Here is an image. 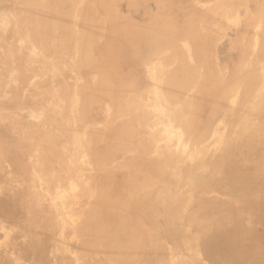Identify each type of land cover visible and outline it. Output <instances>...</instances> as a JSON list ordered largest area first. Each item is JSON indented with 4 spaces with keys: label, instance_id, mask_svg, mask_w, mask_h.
Returning <instances> with one entry per match:
<instances>
[{
    "label": "rangeland",
    "instance_id": "obj_1",
    "mask_svg": "<svg viewBox=\"0 0 264 264\" xmlns=\"http://www.w3.org/2000/svg\"><path fill=\"white\" fill-rule=\"evenodd\" d=\"M40 1L62 12L68 22L65 37L61 35L64 44L53 54L42 52L39 43L28 36L29 24L21 20L20 0H0V132L11 142L20 133L22 146L30 148L18 150V156L14 153L10 159L0 152V264H34L32 255L42 259L41 264H116L92 249L83 250L82 228L100 223L103 216L121 220L127 207L137 203L127 197L135 191L148 197L144 201L147 211L140 213L149 217L144 229L134 235L142 246L136 254L128 253L127 261L264 264V0H68L73 7L69 10L65 9L67 0ZM32 8L30 16L38 19ZM85 21L91 36L89 46L77 42L75 36ZM158 42L155 55L142 63L134 61L135 52L148 55L151 51L147 50ZM57 43L56 37L50 44ZM140 43L141 52L121 50ZM86 51L88 61L82 58ZM124 54L128 59L122 60ZM245 72L250 83L244 81ZM103 78L109 79L106 93ZM234 78L236 82H230ZM167 80L183 84L180 104L168 101ZM228 83L236 86L227 91L223 106L217 102L203 105L197 123L205 126L213 109L222 114L203 139L191 137L186 127L195 108L205 101L206 89L220 98V90ZM151 170L155 178L144 188ZM103 198L118 203L120 212L97 208ZM28 202L38 206L34 215L39 221L44 219L42 225H29L25 219Z\"/></svg>",
    "mask_w": 264,
    "mask_h": 264
},
{
    "label": "bare ground",
    "instance_id": "obj_2",
    "mask_svg": "<svg viewBox=\"0 0 264 264\" xmlns=\"http://www.w3.org/2000/svg\"><path fill=\"white\" fill-rule=\"evenodd\" d=\"M10 1H15V0H10ZM68 1V0H67ZM67 1L65 2V3H67ZM20 2H21V7L22 8H20V16H21V20L22 21H24V22H26V23H28L29 25H28V36L29 37H32L33 39H35V42L37 41L38 43H39V46L41 47V49H42V52H47V53H56L58 50H59V47L61 46V43H63L62 42V39H61V35L62 34H64L63 32H64V29H66V26H68V22H66L65 20H63V16H62V12H60V11H56V10H54L50 5H49V3H46V2H41L40 0H20ZM63 2V1H62ZM64 3V4H65ZM106 3V2H105ZM68 6L66 5L65 6V9H67V10H69V9H71V7H72V4L70 3V1H68ZM167 4V3H166ZM61 6V5H60ZM32 7H34L36 10V14L38 15V19H35L34 17H32V16H30V14H31V11H32ZM64 7V6H63ZM62 7V8H63ZM73 8V7H72ZM164 8V7H163ZM166 8V7H165ZM167 8H168V6H167ZM64 9V8H63ZM19 10V9H18ZM164 10V9H163ZM64 11V10H63ZM66 12H68L69 13V11H66ZM72 12V11H71ZM18 14H19V12H18ZM16 16V15H15ZM161 16H163L162 14H161ZM165 17V16H164ZM68 19V18H67ZM66 19V20H67ZM157 19V18H156ZM167 19H169V18H167ZM63 20V21H62ZM85 20H86V18H85ZM82 21V20H81ZM88 21H90L89 19H88ZM104 21V20H103ZM111 21V19L109 20V22ZM153 21V20H152ZM158 21V20H157ZM165 21V20H164ZM169 21H170V19H169ZM70 22H71V20H70ZM92 22V21H91ZM112 22H113V20H112ZM159 22V21H158ZM20 23V22H19ZM114 23H115V21H114ZM156 23V22H155ZM163 23V22H162ZM161 23V25H163ZM172 23V22H171ZM110 24V23H109ZM130 24V23H129ZM196 24V23H195ZM107 25H108V23H107ZM157 25V24H156ZM94 26V25H93ZM114 26V25H113ZM117 26H119V25H117ZM132 26V25H131ZM147 27H148V25H146ZM167 26V25H166ZM169 26H170V24H169ZM125 27V26H124ZM137 27V26H136ZM135 27V28H136ZM145 27V26H144ZM154 27V26H153ZM158 27V26H157ZM160 27V26H159ZM69 28V27H68ZM122 27H120V29H121ZM130 28V27H129ZM128 28V29H129ZM141 28V27H140ZM149 28V27H148ZM163 28V27H162ZM173 28V27H172ZM138 29H139V27H138ZM144 29V28H143ZM142 29V30H143ZM146 29V28H145ZM151 29V28H150ZM153 29V28H152ZM151 29V30H152ZM154 29H156V27L154 28ZM153 29V30H154ZM158 29V28H157ZM166 29V28H165ZM170 28H168V30H169ZM185 29V28H184ZM73 30V29H72ZM92 30V29H91ZM123 30V29H122ZM146 30H148V29H146ZM198 30V29H197ZM132 32H133V30H131ZM161 31V30H160ZM193 31V30H192ZM195 31V30H194ZM199 31V30H198ZM197 31V32H198ZM68 32V31H67ZM92 32V31H91ZM110 32H112V31H110ZM138 32V31H137ZM142 32V31H141ZM144 32V31H143ZM157 32H159V31H157ZM170 32V31H169ZM168 32V33H169ZM89 25H88V23H87V21H85V22H83V27L81 28V31H78V35H75L76 36V38H77V42H80V44H82V45H87V46H89V43H90V40H91V36L89 35ZM96 33V32H95ZM115 33V32H114ZM148 33V32H147ZM151 33V32H150ZM161 33H162V31H161ZM180 33V32H179ZM66 34V33H65ZM65 34H64V36H62V38L63 37H65ZM74 34V33H73ZM173 34V33H172ZM198 34V33H197ZM92 35H94V34H92ZM116 35V34H115ZM122 35V34H121ZM126 35V34H125ZM141 35V34H140ZM166 35H168V34H166ZM177 35V34H176ZM192 35H193V33H192ZM199 35H201V34H199ZM68 36V35H67ZM90 36V37H89ZM95 36V35H94ZM98 36V35H97ZM119 36H120V34H119ZM132 36V35H131ZM147 36H148V34H147ZM173 36H175L174 34H173ZM194 36V35H193ZM192 36V37H193ZM58 38L59 39V43H57V44H50L51 42H53L54 41V39L55 38ZM108 37V36H107ZM161 37H162V35H161ZM166 37V36H165ZM165 37H164V40H165ZM123 38H124V36H123ZM127 38H128V36H127ZM159 38V37H158ZM163 38V37H162ZM173 38V37H172ZM172 38H170L171 40H172ZM73 39V38H72ZM72 39H71V41H72ZM166 39H167V37H166ZM175 39V38H174ZM198 39H199V37H198ZM201 39V38H200ZM32 40V39H31ZM113 40V39H112ZM118 40V39H117ZM124 40V39H123ZM127 40V39H126ZM143 40V39H142ZM163 40V41H164ZM177 40V39H176ZM56 41V40H55ZM109 41V40H108ZM116 41V40H115ZM133 41V40H132ZM145 41V40H144ZM159 41V40H158ZM163 41H160V42H163ZM174 41V40H173ZM204 41V40H203ZM65 42V41H64ZM92 42V41H91ZM107 42V41H106ZM66 43V42H65ZM107 43H109V42H107ZM112 43H114V42H112ZM120 43V42H119ZM122 43L123 42H121L120 44L122 45ZM132 43V42H131ZM142 43V42H141ZM141 43L139 44V45H131V46H125V47H123L122 46V51H125L127 48L129 49V51H127L128 53H134V51H138V49L140 50V52H141ZM150 43V42H149ZM148 43V45H150ZM168 43V42H167ZM64 44V43H63ZM71 44V43H70ZM73 44V43H72ZM79 44V45H80ZM137 44V43H136ZM145 44V43H144ZM158 44H159V42H158ZM164 44H166L165 42H164ZM163 44V46H165ZM206 44V43H205ZM118 45V44H117ZM128 45V44H127ZM73 46V45H72ZM108 46H110V45H108ZM38 47V46H37ZM79 47V49H80V46H78ZM77 47V48H78ZM113 47V46H112ZM140 47V48H139ZM149 47V46H148ZM158 47H160V44L159 45H155L154 47H152V48H147L148 50L147 51H151L150 53H148V55H142V54H140V53H137V52H135V56H134V58H135V60L134 61H137L138 63L139 62H143V61H146L147 60V58L149 59V58H151V56L152 55H155V51L154 50H158ZM84 48V47H83ZM203 47L201 46V49H202ZM73 49V48H72ZM76 49V48H75ZM125 49V50H124ZM164 49H165V47H164ZM201 49H200V51H201ZM69 50H70V47H69ZM68 50V51H69ZM163 50V49H162ZM205 50V49H204ZM111 51H114V49L113 50H111ZM110 51V52H111ZM70 52H72V51H70ZM120 52V51H119ZM146 52V51H145ZM155 52V53H154ZM202 52V51H201ZM200 52V53H201ZM204 52V51H203ZM198 53V52H197ZM43 54V53H42ZM70 54V53H69ZM104 54V53H103ZM146 54H147V52H146ZM199 54V53H198ZM44 55V54H43ZM72 54H70V56H71ZM110 55V54H109ZM157 55V54H156ZM68 56V55H67ZM93 56V55H92ZM105 56V55H104ZM117 56V55H116ZM150 56V57H149ZM17 57V56H16ZM88 55H87V51H86V53L83 55V59L85 60V61H88ZM95 57V56H94ZM119 57V56H118ZM132 57V56H131ZM51 58H53V57H51ZM96 58V57H95ZM124 58H127L128 59V55H122V60L124 59ZM133 58V57H132ZM132 58H130L129 57V60H132L133 61V59ZM66 59H68V57L66 58ZM71 59V58H70ZM82 59V60H83ZM104 59V58H103ZM102 59V60H103ZM99 60V59H98ZM107 60V59H106ZM106 60H104V61H106ZM116 60V59H115ZM52 61V60H51ZM108 62V61H107ZM83 63H85V62H83ZM119 63V62H118ZM98 64V63H97ZM47 65V64H46ZM89 66V65H88ZM98 66H99V64H98ZM76 68V67H75ZM86 68V67H85ZM85 68H83V69H85ZM91 68H93V69H95L96 67L95 66H91ZM90 68V69H91ZM105 68V67H104ZM119 68V67H118ZM185 68V67H184ZM77 69H81L80 67L78 68L77 67ZM88 69H89V67H88ZM116 69V68H115ZM115 69H113V70H115ZM73 70V69H72ZM86 70V69H85ZM77 71V70H76ZM88 71V70H87ZM96 71V70H95ZM213 71V70H212ZM80 72V71H79ZM88 72H90V71H88ZM92 72H94V71H92ZM108 72H110V71H108ZM80 73H82V70H81V72ZM105 73V75L107 74V72H104ZM210 73V72H209ZM249 73V72H248ZM91 74V73H90ZM187 74V73H186ZM211 74V73H210ZM216 74V73H215ZM82 75V74H81ZM98 75V74H97ZM113 75V74H112ZM184 75V74H183ZM107 76V75H106ZM174 76V75H173ZM185 76V75H184ZM194 76V75H193ZM218 76V75H217ZM216 76V77H217ZM84 77H85V75H84ZM114 77V76H113ZM170 77V76H169ZM209 77V76H208ZM95 78V77H94ZM233 78V77H232ZM239 78H241V77H239ZM244 79V81L247 83L248 81H250V75L249 74H247V72H245V74H244V77H243ZM86 79V78H85ZM183 79V78H182ZM187 79V78H186ZM207 79H209V78H207ZM217 79V78H216ZM93 80H95V79H93ZM109 79H107V78H103V86H102V88L104 89V91H105V93L107 92L106 91V89L108 88V81ZM111 80V79H110ZM116 80V79H115ZM205 80V79H204ZM214 80H215V78H214ZM236 80L237 79H233V80H229L230 82H236ZM239 80V79H238ZM242 80V79H241ZM97 81V80H96ZM99 81V80H98ZM97 81V82H98ZM183 81V80H182ZM209 81V80H208ZM213 81V80H212ZM217 81H218V79H217ZM216 81V82H217ZM111 82H113L112 80H111ZM133 82V81H132ZM167 82H168V80H167ZM166 82V83H167ZM93 83V82H92ZM96 83V82H95ZM95 83H94V85H95ZM125 83V82H124ZM133 83H135V81L133 82ZM137 83V82H136ZM165 83V84H166ZM209 83V82H208ZM207 83V84H208ZM223 83V82H222ZM238 83V82H237ZM241 83V82H240ZM248 83H250V82H248ZM256 83V82H255ZM97 84V83H96ZM112 84V83H111ZM128 84V83H127ZM218 84V83H217ZM239 84V83H238ZM243 84H245V83H243ZM252 84H254L253 82H252ZM94 85H93V87H94ZM102 85V84H101ZM129 85V84H128ZM164 85V84H163ZM236 86V84H230V83H228L227 84V86L226 87H224V88H222V90H220V91H222L223 93L221 94V97L220 98H217V97H215L214 95H212V93H211V90L212 89H209V88H207L206 90V92H207V96H205L206 97V99H205V101L203 102V101H201V103H200V105L197 107V108H195V110H194V112L192 113V119L190 118V122H189V125L186 127V128H189V131H190V135H191V137H194V138H196V137H198V138H201V137H203L204 136V134H205V132L208 130V128L210 127V125H211V123L215 120V118H217L218 117V115L221 113V111L220 110H218V109H213L212 111H211V114H209L210 115V117L208 118V120L205 122L206 123V125L204 126V125H200L199 123H197L198 122V119H199V117H200V115H201V110H202V108H204V106L203 105H212V104H214V103H218L219 105H222L223 106V104H224V102H225V96H226V94H227V91L229 90V89H232V87L233 86ZM240 85V84H239ZM96 86V85H95ZM123 86V85H122ZM167 87H166V90H167V94H166V96H169V97H167V99H168V101L169 102H171V103H175V104H180L181 102H182V99H181V97H182V95H181V90H182V88H183V84L181 83V82H179V80L177 81V80H171V81H169L168 82V85H166ZM221 86V85H220ZM238 86V85H237ZM255 86V85H254ZM115 87V86H114ZM128 87V86H127ZM165 87V86H164ZM204 87V86H203ZM207 87V86H206ZM241 87V86H240ZM132 88V87H131ZM215 88V87H214ZM213 88V89H214ZM217 88V87H216ZM218 88H219V86H218ZM246 88V87H245ZM117 89H119V88H117ZM205 89V88H204ZM221 89V88H220ZM250 89V88H249ZM84 90V89H83ZM89 90V89H88ZM95 90V89H94ZM112 90H114V89H112ZM165 90V91H166ZM251 90V89H250ZM92 91V90H91ZM133 91V90H132ZM181 91V92H180ZM219 91V90H218ZM247 91H249V90H247ZM123 92V91H122ZM126 92V91H125ZM204 92V91H203ZM92 93V92H91ZM202 93V92H201ZM228 93H229V91H228ZM252 93V92H251ZM115 94V93H114ZM118 94V93H117ZM116 94V95H117ZM127 94V93H126ZM115 95V96H116ZM121 95V94H120ZM205 95V94H204ZM243 95L245 96V94L243 93ZM90 96V95H89ZM105 96L106 97H109L107 94H105ZM114 96V95H113ZM118 96H119V94H118ZM118 96H117V99H118ZM122 96H123V94H122ZM129 96V95H128ZM128 96H125V97H128ZM246 96H249V95H246ZM245 96V97H246ZM102 97V96H101ZM112 97V96H111ZM120 97V96H119ZM227 97V96H226ZM231 97V96H230ZM103 98H105V97H103ZM129 98V97H128ZM127 98V99H128ZM227 99V98H226ZM108 100H109V98H108ZM119 100V99H118ZM118 100H113L114 102V105H116V107H120V105H119V102H118ZM135 100L136 99H134V104H135ZM204 100V99H203ZM106 101V100H105ZM167 101V100H166ZM264 101V100H263ZM131 102V101H130ZM106 103V102H105ZM123 103H126V102H123ZM109 104H112V103H109ZM227 104H228V101H227ZM100 105V104H99ZM108 105V104H107ZM113 105V106H114ZM129 105H131V104H129ZM133 105V104H132ZM95 106V105H94ZM222 106H220V107H222ZM80 107V106H79ZM183 107V106H182ZM208 107V106H207ZM211 107V106H210ZM226 107V106H225ZM139 108V107H138ZM212 108V107H211ZM259 108H261V107H259ZM116 108H114V110H115ZM187 109V108H186ZM206 109V108H205ZM209 109V108H208ZM220 109V108H219ZM143 110V109H142ZM184 110V109H183ZM182 110V111H183ZM221 110H222V108H221ZM89 111V110H88ZM115 113V112H114ZM145 113V112H144ZM123 114V113H122ZM180 114V113H179ZM222 114V113H221ZM83 115V114H82ZM139 115V114H138ZM142 115V114H141ZM56 116V115H55ZM79 116H80V114H79ZM145 116V115H144ZM176 116V115H175ZM182 115H180V117H181ZM177 117V116H176ZM70 118V117H69ZM79 118V117H78ZM143 118H145V117H143ZM201 118V117H200ZM178 119V118H177ZM218 119V118H217ZM230 119V118H229ZM185 120V119H184ZM141 121H144V120H141ZM231 121V120H230ZM229 121V122H230ZM264 121V120H263ZM81 122V121H80ZM260 122H262V121H260ZM129 123H131V122H129ZM142 123V122H141ZM145 123V122H144ZM253 123V121L251 122V124ZM184 124V123H183ZM182 124V125H183ZM263 124H264V122H263ZM129 125V124H128ZM132 125V124H131ZM133 126V125H132ZM245 126V125H244ZM243 126V127H244ZM128 127V126H127ZM185 127V126H184ZM253 127V126H252ZM251 127V128H252ZM258 128H259V126H257ZM261 127V126H260ZM226 128V127H225ZM231 128V127H230ZM243 129V128H242ZM244 129H247L246 127H244ZM250 129V128H249ZM131 130V129H130ZM239 130V129H238ZM238 130H237V132H238ZM13 131V130H12ZM137 131V130H136ZM262 131V130H261ZM134 132V131H133ZM248 132V131H247ZM260 132V131H259ZM124 133V132H123ZM37 134V133H36ZM8 135H10V134H8ZM20 135V133H16V136H17V138H15L14 139V141H8L2 134H1V132H0V152L4 155V157L6 158V159H10V158H13V156H14V153L15 152H18V150H28L29 151V149H28V147H26V146H22V143H21V140L22 139H19L18 138V136ZM257 135V134H256ZM33 136V135H32ZM44 136V135H43ZM89 136V135H88ZM255 136V135H254ZM7 137H9V136H7ZM46 137V136H45ZM92 137V136H91ZM135 137V136H134ZM247 137V136H246ZM250 137V136H249ZM29 138H31V137H29ZM37 138V137H36ZM41 138V137H40ZM43 138V137H42ZM120 138V137H119ZM132 138V137H131ZM137 138V137H136ZM183 138V137H182ZM232 138V137H231ZM28 139V138H27ZM116 139H118V138H116ZM116 139H113V140H116ZM201 139H203V138H201ZM200 139V140H201ZM229 139V138H228ZM242 139V138H241ZM12 140V139H11ZM37 140V139H36ZM123 140V139H122ZM136 140V139H135ZM250 140V139H249ZM26 141V140H25ZM25 141H24V143H25ZM46 141V140H45ZM110 141V140H109ZM118 141V140H117ZM131 141V140H130ZM141 141H142V139H141ZM257 141V140H256ZM259 141V143H260V140H258ZM28 142V141H27ZM57 142V141H56ZM94 142V141H93ZM198 142V141H197ZM23 143V144H24ZM29 143V142H28ZM27 143V144H28ZM40 143H42L41 141H40ZM51 143V142H50ZM53 143V142H52ZM51 143V144H52ZM88 143H89V141H88ZM97 143V142H96ZM125 143V142H124ZM235 143V142H234ZM239 143V142H238ZM46 144H47V142H46ZM89 144H91V143H89ZM112 144V143H111ZM121 144V143H120ZM123 144V143H122ZM126 144V143H125ZM124 144V145H125ZM144 144V143H143ZM224 144V143H223ZM261 144V143H260ZM54 145H55V143H54ZM123 145V146H124ZM140 145V144H139ZM142 145V144H141ZM140 145V146H141ZM152 145V144H151ZM225 145V144H224ZM234 145V144H233ZM108 146V145H107ZM109 146H111L110 144H109ZM112 146H113V144H112ZM230 146H232V145H230ZM238 146V145H237ZM247 146V145H246ZM254 146H255V144H254ZM99 147V146H98ZM145 147V146H144ZM236 147V146H235ZM53 148V147H52ZM58 148H59V146H58ZM97 148V147H96ZM106 148V147H105ZM146 148V147H145ZM223 148V147H222ZM245 148H247V147H245ZM244 148V149H245ZM250 148V147H249ZM264 148V147H263ZM102 150H103V148H101ZM122 149V148H121ZM129 149H131V148H129ZM128 149V150H129ZM139 149V148H138ZM167 149V148H166ZM229 149V148H228ZM231 149V148H230ZM240 149H243V148H240ZM124 150V149H123ZM127 150V151H128ZM251 150V149H250ZM252 150H253V148H252ZM100 151V150H99ZM115 151V150H114ZM138 151V150H137ZM170 150H169V148H168V152H169ZM105 152V151H104ZM107 152V151H106ZM122 152V151H121ZM136 152V151H135ZM141 152V151H140ZM228 152V151H227ZM236 152V151H235ZM238 152V151H237ZM236 152V153H237ZM256 152V151H255ZM254 152V154H255V156H256V153ZM260 153H261V151H259ZM263 152V151H262ZM24 153V152H23ZM38 153H39V151H38ZM97 153V152H96ZM111 153V152H110ZM110 153H109V155H110ZM125 153V152H124ZM130 153V152H129ZM229 153V152H228ZM127 154V153H126ZM136 154V153H135ZM15 155H17L16 153H15ZM136 155H141V154H136ZM226 155V154H225ZM232 155V154H231ZM18 156V155H17ZM46 156H49V155H46ZM55 156V155H54ZM102 156V155H101ZM104 156V155H103ZM112 156V155H111ZM134 156V155H133ZM146 156V154H142L141 155V157L143 158V157H145ZM164 155H162V157H163ZM228 156V155H227ZM248 156V155H247ZM247 156H246V158H247ZM255 156L253 157V158H255ZM260 156H261V154H260ZM106 157V156H105ZM114 157V156H113ZM148 157H149V155H148ZM159 158V160H160V156H158ZM167 157V156H166ZM165 157V158H166ZM225 157V156H224ZM239 157V156H238ZM179 158V157H178ZM205 158V157H204ZM227 159H228V157H226ZM232 158H234V157H232ZM252 158V159H253ZM17 159V158H16ZM106 159H109V157L108 158H106ZM138 159H140V158H138ZM147 159H149V158H146V160ZM168 159V158H167ZM197 159V158H196ZM244 159V158H243ZM143 160V159H142ZM164 160V158L162 159V161ZM188 160V159H187ZM103 161V160H102ZM118 161V160H117ZM130 161V160H129ZM148 161V160H147ZM184 161V160H183ZM211 162H212V160H210ZM219 161V160H218ZM226 161V160H225ZM244 161V160H243ZM253 161V160H252ZM264 161V160H263ZM16 162V161H15ZM108 162V161H107ZM106 162V163H107ZM132 162H133V160H132ZM167 162V161H166ZM173 162H174V160H173ZM176 162V161H175ZM178 162V161H177ZM189 162V161H188ZM227 162V161H226ZM249 162V161H248ZM251 162V161H250ZM181 163V162H180ZM204 163V162H203ZM17 164V163H16ZM136 164V163H135ZM151 164V163H150ZM166 164V163H165ZM175 164V163H174ZM222 164V163H221ZM240 164H241V162H240ZM252 164V163H251ZM256 164V163H255ZM100 165H102V164H100ZM106 165V164H105ZM110 165V164H109ZM168 165V164H167ZM166 165V166H167ZM173 165V164H172ZM181 165V164H180ZM216 165V164H215ZM220 165V164H219ZM223 165H225V162L223 163ZM222 165V166H223ZM228 165V164H227ZM248 165V164H247ZM134 166V165H133ZM132 166V167H133ZM153 166V165H152ZM169 166V165H168ZM168 166H167V168H168ZM175 166V165H174ZM177 166V165H176ZM204 166V165H203ZM105 167V166H104ZM103 167V168H104ZM137 167V166H136ZM154 167V166H153ZM172 167V166H171ZM177 167H179V166H177ZM200 167H201V165H200ZM213 167V166H212ZM237 167H239V165L237 166ZM101 168H102V166H101ZM134 168V167H133ZM164 168V167H163ZM140 169V168H139ZM180 169V168H179ZM233 169V168H232ZM97 170H98V168H97ZM143 170V169H142ZM154 170V169H153ZM175 170V169H174ZM216 170V169H215ZM228 167H227V171L226 172H228ZM236 170V169H235ZM101 171V170H100ZM133 171V170H132ZM156 171V170H155ZM155 171L153 172V173H155ZM159 171V170H158ZM171 171V170H170ZM222 171V170H221ZM232 171V170H231ZM247 171V170H246ZM251 171V170H250ZM149 172V171H148ZM151 172H152V170L150 171V174H151ZM160 172V171H159ZM162 172V171H161ZM164 172V171H163ZM176 172H177V169H176ZM189 172V171H188ZM209 172V171H208ZM212 172H213V170H212ZM218 172V171H217ZM243 172V171H242ZM36 173V172H35ZM34 173V174H35ZM172 173H173V171H172ZM255 173V172H254ZM262 173V172H261ZM38 174V173H37ZM149 174V173H148ZM170 174H171V172H170ZM175 174V173H174ZM173 174V175H174ZM178 174V173H177ZM238 174V173H237ZM248 174V173H247ZM253 174V173H252ZM134 175V174H133ZM132 175V176H133ZM152 175V174H151ZM147 176L145 179L146 180H144V182H143V186H144V188L145 187H147L148 185H150V183L153 181V179L155 178L154 177V175H152V176ZM165 175V174H164ZM180 175V174H179ZM192 175V174H191ZM213 175V174H212ZM220 175V174H219ZM223 175V174H222ZM250 175V174H249ZM19 176V175H18ZM135 176H137L136 174H135ZM160 176V175H159ZM172 176V175H171ZM221 176V175H220ZM239 176V175H238ZM247 176V175H246ZM151 177V178H150ZM153 177V178H152ZM165 177H167V176H165ZM232 177V176H231ZM230 177V178H231ZM157 178V177H156ZM164 178V177H163ZM170 178V177H169ZM173 178H174V176H173ZM181 178V177H180ZM192 178V177H191ZM196 178V177H195ZM198 178H199V176H198ZM214 178V177H213ZM218 178H219V176H218ZM224 178V177H223ZM229 178V179H230ZM175 179H176V177H175ZM221 179V178H220ZM257 179V178H256ZM261 179V178H260ZM22 180V179H21ZM161 180V179H160ZM180 181V179H177V181ZM210 180H211V178H210ZM214 180H219V179H214ZM262 180V179H261ZM128 181H129V179H128ZM131 181V183H132V180H130ZM136 181H137V179H136ZM163 180H161V182H162ZM168 181H169V179H168ZM172 181V180H171ZM221 181V180H220ZM219 181V182H220ZM230 181V180H229ZM256 181V180H255ZM156 182H157V180H156ZM175 182V181H174ZM173 182V183H174ZM228 182V181H227ZM226 182V183H227ZM245 182V181H244ZM253 182V181H252ZM125 183V182H124ZM136 183V182H135ZM157 183H159V182H157ZM164 183H166V182H164ZM210 183V182H209ZM213 183V182H212ZM221 183H223V181L221 182ZM220 183V184H221ZM230 183V182H229ZM260 183V182H259ZM258 183V184H259ZM262 183V182H261ZM96 184V183H95ZM129 184H130V182H129ZM155 183H153V185H154ZM208 184V183H207ZM20 185V184H19ZM102 185V184H101ZM105 185V184H104ZM107 185V184H106ZM175 185V184H174ZM213 185V184H212ZM219 185V184H218ZM81 186V185H80ZM82 186H83V184H82ZM96 186V185H95ZM152 186V185H151ZM167 186L169 187V185L167 184ZM227 186V185H226ZM35 187V186H34ZM96 187H98V186H96ZM129 187H131V186H129ZM178 187H179V183H178ZM200 187V186H199ZM199 187H198V191H199ZM208 187V186H207ZM240 187V186H239ZM33 188V187H32ZM31 188V189H32ZM43 188V187H42ZM154 188V187H153ZM171 188V187H170ZM205 188V187H204ZM211 188V187H210ZM106 189V188H105ZM107 189H108V187H107ZM172 189V188H171ZM170 189V190H171ZM206 189H208V188H206ZM33 190H34V188H33ZM74 190H76V188L74 189ZM125 190H127V189H125ZM129 190H131V188L129 189ZM129 190H127V191H129ZM137 190V189H136ZM151 190V189H150ZM248 190V189H247ZM101 191V190H100ZM139 191V190H138ZM163 191V190H162ZM204 191V190H203ZM207 191V190H206ZM27 192V191H26ZM95 192V191H94ZM107 192V191H106ZM134 192V191H133ZM136 192V191H135ZM129 193V195L127 196L128 197V199H130V201H131V199L132 200H136L137 201V203H135V207L133 208L132 206H130V207H127V209H126V212H125V216L121 219V220H119V221H116V219H113V217H108V216H103V218H102V220L100 221V223L98 222V224H94V225H92V227L90 226V228L89 229H85V228H82V232H83V234H82V245H83V243H84V246H83V250H89V249H92V250H94V251H96V252H98V253H100L101 255H104V256H106L111 262H113V263H116V264H133V262H134V260H126L125 258L127 257V254L128 253H135V251L139 248V246H142L141 245V243H139L140 241H138V239L134 236V235H136V233L138 232V231H141L142 229H144V227H145V222L146 221H144L145 220V218L147 217V216H145L144 217V214H141L140 212L141 211H145L146 209V205H144V201H146L147 199H148V197L146 198V197H142L141 196V193L140 192H138V193ZM193 192H196V191H193ZM223 192V191H222ZM240 192H241V190H240ZM242 192H244L245 193V191H242ZM96 193V192H95ZM99 193H101V192H99ZM108 193V192H107ZM109 193H111V192H109ZM123 193V192H122ZM122 193H120V194H122ZM152 193V192H151ZM150 193V194H151ZM197 193V192H196ZM207 193V192H206ZM243 193V194H244ZM250 193V192H249ZM93 194V193H92ZM152 194H154V193H152ZM163 194H165L164 192H163ZM202 194V193H201ZM200 194V195H201ZM123 195V194H122ZM173 195V194H172ZM252 195V194H251ZM250 195V196H251ZM36 196V195H35ZM108 196V195H107ZM159 196H160V193H159ZM239 196V195H238ZM243 196V195H242ZM27 197V196H26ZM171 197V196H170ZM197 197H199V196H197ZM201 197V196H200ZM144 198H146L145 200H144ZM162 198V197H161ZM237 198V197H236ZM245 198V197H244ZM127 199V198H126ZM154 199V198H153ZM234 199V198H233ZM241 199V198H240ZM248 199V198H247ZM77 200V199H76ZM157 200H158V198H157ZM162 200V199H161ZM170 200V199H169ZM169 200H168V202H169ZM182 200V199H181ZM185 200V199H184ZM200 200H203V199H198V202L200 201ZM30 201V200H29ZM67 201V200H66ZM65 201V202H66ZM121 201V200H120ZM120 201H119V203H120ZM148 201V200H147ZM152 201V200H151ZM160 201V200H159ZM234 201H235V199H234ZM12 202H16L15 201V199H13L12 200ZM40 202V201H39ZM118 202V201H117ZM167 202V203H168ZM172 202H174V201H172ZM179 202V201H178ZM183 202V201H182ZM197 202V201H196ZM210 202V201H209ZM212 202V201H211ZM214 202V201H213ZM247 202H249L248 200H247ZM38 203V202H37ZM64 203V202H63ZM125 203V202H124ZM134 203V202H133ZM132 202H131V204H133ZM250 203V202H249ZM28 204H29V202H28ZM72 204V203H71ZM179 204H181V203H179ZM198 204V203H197ZM219 204V203H218ZM134 205V204H133ZM152 205V204H151ZM199 205H201V203H199ZM207 205V204H206ZM12 206V205H11ZM150 206V205H149ZM153 206H156L155 204L153 205ZM164 206V205H163ZM166 206V205H165ZM183 206V205H182ZM213 206V205H212ZM136 207H138V209H139V211L137 210V212L136 213H138V214H136V213H132L131 214V212H134V209L136 208ZM161 207H162V205H161ZM203 208H204V206H202ZM208 207V206H207ZM37 208H38V206H36L34 203H30L29 204V206H28V208L26 207V212H27V214H26V216H25V219L26 220H28V221H30L28 224L29 225H31V224H34V226H37V224L39 223V224H41L42 225V223H40L41 221H43V220H40L39 221V219L38 218H36L35 217V215H34V211H35V209L37 210ZM97 208H104L105 210H107V211H110V213L112 212V213H116V212H120V210H121V207H120V205L118 204V203H116V202H111V201H107L105 198H103L102 200H100V202L98 203V205H97ZM163 208V207H162ZM172 208V207H171ZM181 208H183V207H181ZM181 208H180V211H181ZM206 208V207H205ZM219 208V207H218ZM41 209V208H40ZM123 209V208H122ZM148 209V208H147ZM202 209V208H201ZM215 209V208H214ZM224 209H226L225 207H224ZM124 210V209H123ZM165 210H166V208H165ZM203 210V209H202ZM217 210V209H216ZM221 210H223V208L221 209ZM21 211H22V207H21ZM47 211V210H46ZM98 211V210H97ZM147 211V210H146ZM196 211V210H195ZM209 211H210V209H209ZM212 211H213V209H212ZM101 212V211H100ZM208 212V211H207ZM211 212V211H210ZM214 212H216L215 210H214ZM19 213V212H18ZM23 213H24V211H23ZM37 213V212H36ZM40 213V212H39ZM110 213H107V215H111ZM130 213V215L128 216V214ZM146 213V212H145ZM149 213V212H148ZM168 213V212H167ZM176 213V212H175ZM213 213V212H212ZM46 214V213H45ZM220 214V213H219ZM19 215V214H18ZM42 215H43V213H42ZM146 215H148V214H146ZM183 215V214H182ZM197 215V214H196ZM195 215V216H196ZM201 215H203V214H201ZM210 215V214H209ZM213 215V214H212ZM211 215V216H212ZM10 216V215H9ZM121 216V215H120ZM43 217V216H42ZM45 217H46V215H45ZM91 217V216H90ZM98 217H100V216H98ZM129 217H132L131 219H129ZM133 217H135V218H133ZM149 217V216H148ZM148 217H147V219H148ZM151 217V216H150ZM153 217V216H152ZM181 217V216H180ZM217 217H218V215H217ZM93 218H95L94 216H93ZM197 218V217H196ZM24 219V218H23ZM89 219H91V218H89ZM89 219H88V222H89ZM101 219V218H100ZM173 219H175V217L173 218ZM204 219V218H203ZM209 219V218H208ZM92 220V219H91ZM150 220V219H149ZM153 220H154V218H153ZM155 220H157V219H155ZM178 220V219H177ZM182 220V219H181ZM214 220H216V219H214ZM218 220V219H217ZM220 220V219H219ZM165 221V220H164ZM179 221V220H178ZM223 221V220H222ZM91 222V221H90ZM96 222V223H97ZM157 222V221H156ZM156 222H154L155 224H156ZM173 222V221H172ZM205 222V221H204ZM208 222V221H207ZM26 223V222H25ZM149 223V222H148ZM153 223V224H154ZM175 223H176V221H175ZM179 223V222H178ZM38 224V225H39ZM163 224V223H162ZM214 224V223H213ZM23 225V224H22ZM41 225H40V227H41ZM150 225V224H149ZM157 225H158V223H157ZM200 225V224H199ZM88 226V225H87ZM147 226H148V224H147ZM156 226V225H155ZM159 226V225H158ZM206 226V225H205ZM25 227V226H24ZM29 227V226H28ZM32 227V226H31ZM30 227V228H31ZM39 227V228H40ZM157 227V226H156ZM180 227H182V224H181V226ZM179 227V228H180ZM63 228V227H62ZM214 228V227H213ZM24 229V228H23ZM41 229V228H40ZM38 230V229H37ZM63 230V229H62ZM147 230V229H146ZM145 230V231H146ZM151 230H153V228L151 229ZM156 230V229H155ZM29 231V230H28ZM65 231V228H64V230H63V232ZM149 231V230H148ZM34 232V231H33ZM33 232H31V233H33ZM40 232V231H39ZM62 232V233H63ZM159 232H160V230H159ZM176 232V231H175ZM30 233V232H29ZM45 233V232H44ZM65 233V232H64ZM149 232H147L146 234H148ZM153 233H154V231H153ZM152 232H151V234H153ZM36 234H37V232H36ZM41 234H43V233H41ZM46 234V233H45ZM56 234V233H55ZM54 234V235H55ZM80 234V233H79ZM145 234V236L147 237V235ZM158 234V233H157ZM162 234V233H161ZM160 234V235H161ZM173 234V233H172ZM13 235V234H12ZM40 235V234H39ZM47 235V234H46ZM45 235V236H46ZM37 236V235H36ZM162 236V235H161ZM173 236H174V234H173ZM33 237V236H32ZM40 237V236H39ZM51 237H53V236H51ZM16 238V237H15ZM37 238V237H36ZM142 238V237H141ZM161 238V237H160ZM182 238V237H181ZM40 239V238H39ZM52 239V238H51ZM140 239V238H139ZM144 239V238H143ZM36 240V239H35ZM161 240V239H160ZM37 241V240H36ZM39 241V240H38ZM50 241V240H49ZM73 241V240H72ZM153 241V240H152ZM13 242V241H12ZM41 242V241H40ZM39 242V243H40ZM51 242V241H50ZM33 243V242H32ZM38 243V242H37ZM150 243H152V242H150ZM153 243H155V242H153ZM159 243V242H158ZM43 244V243H42ZM143 244V243H142ZM183 244H185V243H183ZM182 244V245H183ZM19 245V244H18ZM27 245V244H26ZM153 245V244H152ZM156 245V244H155ZM10 246V245H9ZM28 246V245H27ZM36 246V245H35ZM34 246V247H35ZM40 246V245H39ZM42 246V245H41ZM110 246H112L113 248H110ZM154 246V245H153ZM185 246H186V244H185ZM150 247H151V245H150ZM149 247V248H150ZM175 247V246H174ZM27 248H29V246L27 247ZM31 248V247H30ZM178 248V247H177ZM184 248V247H183ZM186 248V247H185ZM33 249V248H32ZM146 249H148V247L146 248ZM159 249V248H158ZM158 249H157V252H158ZM187 249V248H186ZM36 250H37V248H36ZM35 250V251H36ZM153 250V249H152ZM28 251V250H27ZM93 251V252H94ZM160 251H161V248H160ZM32 252V251H31ZM87 252V251H86ZM145 252H146V250H145ZM31 254V253H30ZM29 254V255H30ZM136 254V253H135ZM82 255H83V253H82ZM145 255V254H144ZM83 257V256H82ZM136 257V256H135ZM145 257V256H144ZM144 257H143V259H144ZM233 257V256H232ZM138 258V257H137ZM154 259V258H153ZM40 260H42V259H40ZM40 260H38V258L35 256V255H32L31 256V259H30V261L31 262H33L34 264H41L40 263ZM138 260V259H137ZM147 260V259H146ZM162 261V260H161ZM155 262H156V258H155ZM161 263V262H160ZM105 264H106V262H105ZM162 264V263H161Z\"/></svg>",
    "mask_w": 264,
    "mask_h": 264
}]
</instances>
